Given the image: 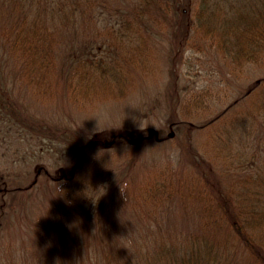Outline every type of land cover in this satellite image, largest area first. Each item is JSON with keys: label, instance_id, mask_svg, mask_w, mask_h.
<instances>
[{"label": "trees", "instance_id": "trees-1", "mask_svg": "<svg viewBox=\"0 0 264 264\" xmlns=\"http://www.w3.org/2000/svg\"><path fill=\"white\" fill-rule=\"evenodd\" d=\"M171 1L0 0V41L37 98H54L62 88L82 107L124 100L152 72L154 31L169 12L180 50L214 51L236 78L248 66H264V0H175L173 10ZM78 37L85 40L79 53L63 50ZM208 96L189 91L181 106L185 119L210 110ZM243 103L199 128L208 158L187 136L186 154L197 175L166 165L136 192L129 183L112 184L96 202L93 182L72 173L56 184L72 212L68 222H43L33 231L39 247L4 240L0 264H264V79ZM61 132L43 121L44 135ZM219 163V176L202 169ZM134 210L141 227L136 232L129 226ZM120 212L129 216L117 219Z\"/></svg>", "mask_w": 264, "mask_h": 264}, {"label": "rangeland", "instance_id": "rangeland-1", "mask_svg": "<svg viewBox=\"0 0 264 264\" xmlns=\"http://www.w3.org/2000/svg\"><path fill=\"white\" fill-rule=\"evenodd\" d=\"M171 13L154 31L152 72L138 80L126 99L101 101L88 107L74 105L62 88L54 98H37L32 88L23 83L19 67L0 41V243L14 240L39 247L33 231H41L43 222L67 223V214L70 218L72 212L67 211L56 184L72 173L93 182L92 192H99L96 202L105 197V190L112 184L129 183L136 192L151 179L155 168L166 165L174 170L186 168L197 175L198 166L186 154L187 136L189 145L194 144L195 151L208 158L202 146L204 131L199 128L206 121L224 119L243 108L248 92L264 79V66H248L236 78L214 51L189 47L180 50L176 17ZM84 41L81 37L71 38L63 50L79 53ZM61 57L67 54L62 52ZM193 90L208 91L207 100L212 106L196 118L185 119L188 113L181 106ZM96 115L101 116L100 126L106 128L94 131L99 120ZM182 120H188V124L178 130L174 125ZM43 121L63 132L60 136L44 135ZM261 128L259 137L264 136V122ZM251 142L252 146L256 143L255 137ZM251 145H247L249 152L253 150ZM170 150L177 153L175 159ZM206 164L202 169L216 176L223 170V163L210 164L211 167ZM221 186L224 187L223 180ZM134 195L130 198L133 204ZM127 216L120 212L117 219ZM129 218L132 231H138L140 218L135 210Z\"/></svg>", "mask_w": 264, "mask_h": 264}, {"label": "clouds", "instance_id": "clouds-1", "mask_svg": "<svg viewBox=\"0 0 264 264\" xmlns=\"http://www.w3.org/2000/svg\"><path fill=\"white\" fill-rule=\"evenodd\" d=\"M101 115H102V114H101ZM96 116L99 118V120H98V127H97L96 129H94V131H98V130H102V129L106 128V127L102 128V127L100 126V125H101V116H100V115H96ZM140 127H141V126H140ZM141 128H143V127H141ZM88 135L90 136V135H91V132H89ZM170 155H171V157H172L173 159H175L176 156H177V153H176L174 150H170Z\"/></svg>", "mask_w": 264, "mask_h": 264}, {"label": "water", "instance_id": "water-1", "mask_svg": "<svg viewBox=\"0 0 264 264\" xmlns=\"http://www.w3.org/2000/svg\"><path fill=\"white\" fill-rule=\"evenodd\" d=\"M173 136V134H170V137Z\"/></svg>", "mask_w": 264, "mask_h": 264}]
</instances>
